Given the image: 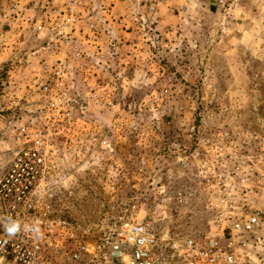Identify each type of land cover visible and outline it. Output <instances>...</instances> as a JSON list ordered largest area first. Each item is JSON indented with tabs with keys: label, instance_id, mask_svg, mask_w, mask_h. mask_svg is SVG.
Masks as SVG:
<instances>
[{
	"label": "rangeland",
	"instance_id": "1",
	"mask_svg": "<svg viewBox=\"0 0 264 264\" xmlns=\"http://www.w3.org/2000/svg\"><path fill=\"white\" fill-rule=\"evenodd\" d=\"M67 1L0 0V179L20 135L48 140L51 209L84 235L82 264H121L107 238L124 222L201 239L246 194L264 245L259 0L201 4L177 33L174 0H82L75 21ZM239 5L258 26L241 43Z\"/></svg>",
	"mask_w": 264,
	"mask_h": 264
},
{
	"label": "built area",
	"instance_id": "2",
	"mask_svg": "<svg viewBox=\"0 0 264 264\" xmlns=\"http://www.w3.org/2000/svg\"><path fill=\"white\" fill-rule=\"evenodd\" d=\"M81 1H67L70 20H76ZM18 140L0 179V264H58L57 256L82 264L89 252L84 235L51 209L59 170L52 145L39 133ZM249 200L246 194L241 207L220 211L212 231L198 240L178 241L168 233L156 235L145 222H124L120 233L107 238L110 257L121 264H264V245L256 238L261 220ZM9 219L20 225L14 235L7 232ZM165 247L171 254L163 253Z\"/></svg>",
	"mask_w": 264,
	"mask_h": 264
},
{
	"label": "crops",
	"instance_id": "3",
	"mask_svg": "<svg viewBox=\"0 0 264 264\" xmlns=\"http://www.w3.org/2000/svg\"><path fill=\"white\" fill-rule=\"evenodd\" d=\"M173 2L175 3L174 4V11L177 12V13H175L176 15L174 14V12L172 11L171 8H170V10L165 8L163 11V14H165V11L167 12V14L169 12H171L170 14L172 16L167 15V18L165 17V19H166L167 23L171 22L173 25H175V27H172V29L175 31V33L178 32V29H182V27H184V25L189 24V22L192 24V22L190 21V19L191 20L193 19L192 15L188 19V13L189 12L194 13V11L199 10L201 8V4L206 7V8L204 7V9H206V10L210 5H215L213 0H174ZM258 5L259 6L261 5L260 7L264 8V0H259ZM156 7H158V6H156ZM184 10H185V12H183ZM207 11L210 12L209 8ZM237 11H238V13H237L238 29H236L235 31H237L238 33H241L237 38L238 39L237 41H239L241 43L243 40H245L244 38H240V36L242 35V30H244L245 27H248V28L254 27V29H255L258 26L254 25L255 20L252 21V16H251L252 10L251 9H248L245 6L239 5ZM253 12H254V10H253ZM263 12H264V10H263ZM240 15H242V16H240ZM241 17H243V18H241ZM259 40H261L260 45H264V37H261V38L250 37V39L246 43H248L249 45H252V46H256Z\"/></svg>",
	"mask_w": 264,
	"mask_h": 264
},
{
	"label": "clouds",
	"instance_id": "4",
	"mask_svg": "<svg viewBox=\"0 0 264 264\" xmlns=\"http://www.w3.org/2000/svg\"><path fill=\"white\" fill-rule=\"evenodd\" d=\"M20 230V225L19 222L17 221H11L9 219V223L7 225V232L9 235H14L15 233H17ZM33 231L35 233H37V235H39V228L38 226H34L33 227Z\"/></svg>",
	"mask_w": 264,
	"mask_h": 264
}]
</instances>
